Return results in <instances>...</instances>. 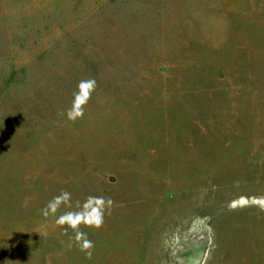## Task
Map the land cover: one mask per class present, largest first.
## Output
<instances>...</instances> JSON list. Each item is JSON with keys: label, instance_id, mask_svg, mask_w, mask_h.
<instances>
[{"label": "rangeland", "instance_id": "374dc122", "mask_svg": "<svg viewBox=\"0 0 264 264\" xmlns=\"http://www.w3.org/2000/svg\"><path fill=\"white\" fill-rule=\"evenodd\" d=\"M262 196L264 0H0V264H264Z\"/></svg>", "mask_w": 264, "mask_h": 264}, {"label": "clouds", "instance_id": "9594fccd", "mask_svg": "<svg viewBox=\"0 0 264 264\" xmlns=\"http://www.w3.org/2000/svg\"><path fill=\"white\" fill-rule=\"evenodd\" d=\"M97 88L95 79L81 80L77 85V90L73 93L71 106L67 109L66 116L71 122L82 119L85 115V108L92 98ZM253 200L262 203L264 207V196L254 197ZM72 194L66 190L53 197L46 206L41 210L42 215L47 218L56 216L61 207L72 209ZM114 201L110 197L89 195L81 204L77 202V210H68L60 214L56 219V225L64 229L65 234L71 229L74 236L69 239L73 240L81 252L87 258L91 259L95 244L88 238L86 232L81 230L83 225L86 228L100 229L105 223V216L111 215Z\"/></svg>", "mask_w": 264, "mask_h": 264}]
</instances>
